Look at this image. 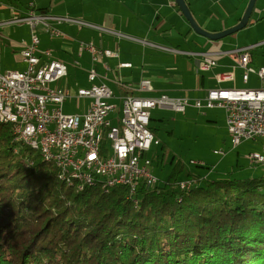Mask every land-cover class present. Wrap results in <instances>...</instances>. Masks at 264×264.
<instances>
[{"label": "trees", "instance_id": "1", "mask_svg": "<svg viewBox=\"0 0 264 264\" xmlns=\"http://www.w3.org/2000/svg\"><path fill=\"white\" fill-rule=\"evenodd\" d=\"M183 171L177 159L135 195L101 178L78 189L0 120V264H264V172Z\"/></svg>", "mask_w": 264, "mask_h": 264}, {"label": "built area", "instance_id": "2", "mask_svg": "<svg viewBox=\"0 0 264 264\" xmlns=\"http://www.w3.org/2000/svg\"><path fill=\"white\" fill-rule=\"evenodd\" d=\"M49 19L103 30L79 19L34 12L0 24L21 23L32 29L42 24L51 35H59L60 32L48 24ZM39 43L38 35L31 31L29 40L20 44V58L25 64L22 70L1 72L0 52V110L4 113V119L11 123L12 131L25 134L28 141L36 142L58 160L60 180L73 182L72 171H80L84 181L87 178L99 181V177H106L107 182L126 186L129 195H135L143 183L156 185L158 180L151 171L152 160L147 155L153 146L160 145L159 138L149 128L151 110L156 107L179 113H184L188 107L198 110L222 109L232 148L248 140L260 143L262 150L249 153L247 159L264 166V66L256 69L251 64L250 53L254 45L236 48L228 53L234 60L232 68L242 70V82L247 83L252 75L260 84L258 88H210L202 97L190 99L167 94L155 97L115 95L105 81L106 75L99 74L94 65L100 62L107 70L108 66L102 59L116 58L117 52L98 47L93 42H80L78 47L79 53L87 52L90 56L92 66L86 72L89 85L76 88L67 84L58 85L68 76L67 65L54 58L50 49H40ZM201 55L200 70L207 71L216 65V60L209 53ZM118 67L127 68L131 64L119 63ZM213 77L218 82L234 79L232 71L215 72ZM51 84H54L53 87ZM138 88L143 92L152 90L150 80L142 79ZM117 97L121 98V106L115 113L117 124H113L108 116L117 107L112 102ZM81 98L90 100L83 112L63 111L66 100L77 102ZM213 153L225 156L227 152L214 150ZM190 183V179L182 180L179 187L185 189Z\"/></svg>", "mask_w": 264, "mask_h": 264}, {"label": "crops", "instance_id": "3", "mask_svg": "<svg viewBox=\"0 0 264 264\" xmlns=\"http://www.w3.org/2000/svg\"><path fill=\"white\" fill-rule=\"evenodd\" d=\"M248 1L185 0L196 23L212 33L237 24ZM29 12L67 16L102 28L72 22L57 23L49 19L50 27L60 32L54 36L42 24H37L34 29L27 25L31 31L42 27V33L38 34L40 49H50L54 58L65 63L69 60L63 57L72 55L77 64L84 62L83 70L91 63L87 52L79 53L80 42H93L98 47L116 51V58L102 59L108 66L107 70L100 62L94 68L99 74L106 75L107 85L120 93L119 96L155 97L167 94L199 98L210 88L233 83L237 75L241 79L242 70L232 68L234 60L229 51L254 45L250 53L251 64L254 63L256 46L264 54V0H256L246 27L215 41L196 34L174 0H2L0 22L9 20H3L6 15L25 16ZM10 24L19 23L7 22L0 26ZM164 47L176 51L164 50ZM13 52L17 61H21L20 49L13 47ZM201 53H209L216 60V65L207 71L200 70ZM59 54L63 57L59 58ZM21 63V68L14 70H22L25 64ZM119 63H130L131 67L120 68ZM230 71L234 76L231 81L218 82L213 77L215 72ZM205 73L210 74L208 82ZM69 76L68 72L67 78ZM74 79L78 82L75 76ZM142 79L150 80L152 90H139ZM210 81L218 86L206 88ZM66 84L69 85L67 80L63 85Z\"/></svg>", "mask_w": 264, "mask_h": 264}, {"label": "rangeland", "instance_id": "4", "mask_svg": "<svg viewBox=\"0 0 264 264\" xmlns=\"http://www.w3.org/2000/svg\"><path fill=\"white\" fill-rule=\"evenodd\" d=\"M15 16L6 15L3 20L12 19ZM1 20V18H0ZM43 31L39 26L35 29L38 35ZM31 28L25 24H10L0 26V48H1V72L21 68V61L13 54V47L20 49V44L28 41ZM231 36V35H230ZM70 56L63 57L59 54V58L68 59L66 65L69 77L64 78L58 85H63L67 80L69 85L76 88L78 86H88L89 82L86 78V72L92 65H88L83 70L84 62L75 64V59ZM69 57V58H68ZM254 68L264 65V54L262 49L256 46L253 52ZM74 59V60H71ZM81 64V66H80ZM210 74L205 73L206 80ZM74 76L78 82H75ZM54 84L50 86L53 87ZM224 87L233 88H258L259 82L251 75L247 83L236 77L233 83L222 84ZM216 87L218 84L214 82L207 83L206 88ZM192 87V86H191ZM114 91V90H113ZM115 95L120 93L114 91ZM196 95V94H195ZM90 100L81 98L77 102L75 100H66L63 111L65 113L83 112L88 106ZM117 107L110 113L108 119L113 124H117L115 113L121 106V98L117 97L112 100ZM151 121L149 126L156 130L157 136L161 144L152 147L147 153L152 160L151 171L157 178L156 185H162L165 181L172 162L180 159L184 163V171L181 177H186L188 170L194 172H202L209 179H218L225 177H251L253 175L264 172V166L254 164L247 159V155L253 151H261V145L255 141H243L238 147L232 148L229 133L225 123V113L222 109L198 110L188 107L184 113L175 112L170 109L154 108L151 110ZM161 145L165 148L162 150ZM214 150L226 151L225 156H218L213 153ZM192 162H203L204 166L196 167ZM185 180V179H182ZM181 180V181H182ZM139 188V187H138Z\"/></svg>", "mask_w": 264, "mask_h": 264}, {"label": "water", "instance_id": "5", "mask_svg": "<svg viewBox=\"0 0 264 264\" xmlns=\"http://www.w3.org/2000/svg\"><path fill=\"white\" fill-rule=\"evenodd\" d=\"M176 5L178 6L180 12L182 13V15L184 16V18L188 21L190 27L192 28V30L201 36H204L206 38H208L209 40H219L222 39L224 37H227L229 35H232L236 32H238L239 30L243 29L244 27H246V25L248 24V21L250 19L251 13L253 11L254 5L256 0H249L247 3V6L244 10V13L242 14L240 20L238 21L237 24H235L234 26L221 30L219 32H208L206 30H204L203 28H201L195 21V19L193 18L187 3L185 2V0H174Z\"/></svg>", "mask_w": 264, "mask_h": 264}, {"label": "bare ground", "instance_id": "6", "mask_svg": "<svg viewBox=\"0 0 264 264\" xmlns=\"http://www.w3.org/2000/svg\"><path fill=\"white\" fill-rule=\"evenodd\" d=\"M0 120L3 122H8L7 120L4 119V113L2 110H0ZM10 123V122H9ZM11 124V123H10ZM14 134V139L16 141H23L26 144H28L30 147L37 149V151H39L40 155L48 161H51L55 167H58V160L53 158V156H51L50 154H48L45 150H43L39 144H37L36 142H30L27 140V137L25 136V134H22L20 131H12ZM72 178H75L78 180V189L82 188V185L84 183H89L92 182L93 178H87V181H84V175L83 173H81L80 171H72ZM104 181V187L107 189L109 187L115 186L117 185L116 182H107L106 181V177H99ZM191 185V183H190ZM190 185H186L185 188L189 187Z\"/></svg>", "mask_w": 264, "mask_h": 264}]
</instances>
